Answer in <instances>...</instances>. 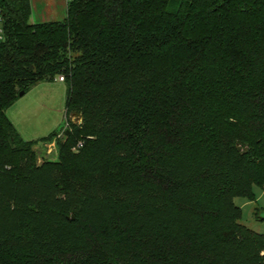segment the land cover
Returning a JSON list of instances; mask_svg holds the SVG:
<instances>
[{
  "label": "trees",
  "instance_id": "1",
  "mask_svg": "<svg viewBox=\"0 0 264 264\" xmlns=\"http://www.w3.org/2000/svg\"><path fill=\"white\" fill-rule=\"evenodd\" d=\"M0 7V264H264L235 204L264 189V0ZM61 76L65 130L23 139L7 111Z\"/></svg>",
  "mask_w": 264,
  "mask_h": 264
},
{
  "label": "rangeland",
  "instance_id": "2",
  "mask_svg": "<svg viewBox=\"0 0 264 264\" xmlns=\"http://www.w3.org/2000/svg\"><path fill=\"white\" fill-rule=\"evenodd\" d=\"M65 0H31L32 23L58 21L66 15L63 5ZM68 0H66L67 5ZM67 85L57 80L44 83L21 97L8 111L7 116L13 121L21 137L27 141H36L53 132H62L66 127ZM71 120L80 123L82 118L73 115ZM64 138L59 133L48 142L38 143L34 150L36 161L40 165L46 161H57L59 158L58 141ZM252 199L238 197L235 204L242 210L240 222L251 230L264 234V189L253 188Z\"/></svg>",
  "mask_w": 264,
  "mask_h": 264
},
{
  "label": "built area",
  "instance_id": "3",
  "mask_svg": "<svg viewBox=\"0 0 264 264\" xmlns=\"http://www.w3.org/2000/svg\"><path fill=\"white\" fill-rule=\"evenodd\" d=\"M5 39V32H4V27H3V12L2 9L0 7V45L2 44V42ZM59 81L64 82V77L61 76L58 78ZM83 146L82 142H80L78 144V146L76 147V150L80 149Z\"/></svg>",
  "mask_w": 264,
  "mask_h": 264
},
{
  "label": "crops",
  "instance_id": "4",
  "mask_svg": "<svg viewBox=\"0 0 264 264\" xmlns=\"http://www.w3.org/2000/svg\"><path fill=\"white\" fill-rule=\"evenodd\" d=\"M63 5H64V7H65V10H66V7H67V5H66V0H65V2L63 3ZM66 17V15H64V17H63V19ZM62 20V19H61ZM56 82V81H55ZM36 88V87H35ZM18 102V101H17ZM11 120V119H10ZM12 121V120H11ZM12 123H13V121H12ZM14 124V123H13ZM14 126H15V124H14ZM18 131V130H17ZM20 134V133H19Z\"/></svg>",
  "mask_w": 264,
  "mask_h": 264
},
{
  "label": "water",
  "instance_id": "5",
  "mask_svg": "<svg viewBox=\"0 0 264 264\" xmlns=\"http://www.w3.org/2000/svg\"><path fill=\"white\" fill-rule=\"evenodd\" d=\"M25 95L24 92L20 93V98L23 97ZM68 134V131L66 132Z\"/></svg>",
  "mask_w": 264,
  "mask_h": 264
}]
</instances>
